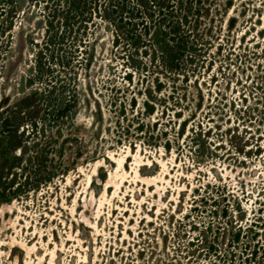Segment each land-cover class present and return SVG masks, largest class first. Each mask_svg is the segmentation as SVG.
<instances>
[{"label":"rangeland","instance_id":"obj_1","mask_svg":"<svg viewBox=\"0 0 264 264\" xmlns=\"http://www.w3.org/2000/svg\"><path fill=\"white\" fill-rule=\"evenodd\" d=\"M0 264H264V0H0Z\"/></svg>","mask_w":264,"mask_h":264},{"label":"bare ground","instance_id":"obj_2","mask_svg":"<svg viewBox=\"0 0 264 264\" xmlns=\"http://www.w3.org/2000/svg\"><path fill=\"white\" fill-rule=\"evenodd\" d=\"M118 169H119V168H118ZM121 169H122V168H121ZM116 170H117V169H116ZM119 170H120V169H119ZM111 178H112V176H111ZM111 178H110V179H111Z\"/></svg>","mask_w":264,"mask_h":264}]
</instances>
